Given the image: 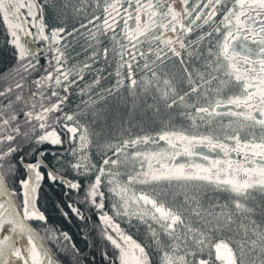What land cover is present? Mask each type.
Masks as SVG:
<instances>
[{"label": "snow or ice", "instance_id": "1", "mask_svg": "<svg viewBox=\"0 0 264 264\" xmlns=\"http://www.w3.org/2000/svg\"><path fill=\"white\" fill-rule=\"evenodd\" d=\"M174 2L78 0L83 22L69 31L46 18L50 0H0L13 49L0 73V264H62L50 244L79 253L41 209L45 181L102 264H264V199L260 222L249 203L264 198V0ZM74 34L86 40L83 61H69ZM105 66L115 81L101 88ZM95 89L126 91L133 108L150 97L147 109H179L189 125L161 118L155 131L102 137L84 120ZM205 189L224 201L205 206ZM119 221L143 228L147 243Z\"/></svg>", "mask_w": 264, "mask_h": 264}, {"label": "trees", "instance_id": "2", "mask_svg": "<svg viewBox=\"0 0 264 264\" xmlns=\"http://www.w3.org/2000/svg\"><path fill=\"white\" fill-rule=\"evenodd\" d=\"M50 3H54L57 7L56 8H48L46 9V18L51 16V23L53 20L62 21L69 27V31L72 27L78 26L79 23H82L81 16L75 14L72 11L71 5L74 3H78V0H50ZM67 3L69 7L67 10H63V15H57L58 11H62L61 6ZM69 47L67 48V54L69 61L77 62L83 61L87 55V43L85 38L82 35L74 34L71 38L67 40ZM13 61V49L10 45L6 43V35H5V28L2 23H0V73H3L4 69L7 68ZM114 67V65H113ZM106 70V69H105ZM111 70V69H110ZM91 78L90 74L85 77V82ZM115 81V76H109L106 82H101L100 87L105 88L108 87L110 83ZM103 84V86H102ZM75 92V90H73ZM94 91H99V89H95ZM104 92H102L103 94ZM91 95V94H89ZM100 95V94H99ZM143 95L139 97L140 100L143 99ZM92 100L95 102L94 106H90L89 110L84 115V120L88 124H95L97 126L99 133L103 134V130L101 128H105L109 130L108 133H105L103 136H110V132L114 130H121V128H126L133 134L141 132L143 129L144 131H155L161 127V125H156L154 127H139L136 128L133 124H129L130 122H140V116L136 115V113L129 114V105L132 104V98L128 97L126 91L111 93L107 96L97 100L95 96H91ZM150 98V97H146ZM71 99L75 100L77 103L80 102L82 98L73 96ZM138 99V100H139ZM179 112L177 109L174 113ZM171 125L179 126L178 123H174ZM116 134V133H114ZM163 143V142H161ZM93 153L94 150H93ZM95 156V154H94ZM50 159V157H49ZM214 195H224V193H213L207 189L203 190L201 195L203 196H211ZM255 201H249L250 204H255L257 210L255 211L253 217L260 218V204L262 198L259 193H255ZM62 199L60 195V189L56 185H52L50 187V182L45 181L43 183V188L40 194V206L41 209L46 212L49 216L50 221L54 222L62 229L67 230L72 237V242L75 243L76 247L80 250L78 254L73 253L71 251L65 252L64 249L60 251H56L55 248L50 244L49 247L52 251V254L62 262V264H102V258L97 250L100 245L94 244L91 237L88 239H84V232L78 230L79 225L78 221L74 218L63 219L60 217L59 213L56 211V205ZM67 210V209H65ZM95 217H93V220ZM123 227V224H121ZM91 224L89 225V228ZM130 232L133 236L139 241L147 243V240L144 238L143 235V228L140 231H136L135 228L129 227ZM136 234H134L133 232ZM43 235V232L41 233ZM45 243H49L45 240Z\"/></svg>", "mask_w": 264, "mask_h": 264}, {"label": "rangeland", "instance_id": "3", "mask_svg": "<svg viewBox=\"0 0 264 264\" xmlns=\"http://www.w3.org/2000/svg\"><path fill=\"white\" fill-rule=\"evenodd\" d=\"M177 2L180 3V8H181L182 0H175L174 6H176ZM179 70H180V68H179L177 60L173 59L171 65H169V71L171 73L175 74V73H178ZM148 103H152L151 98H146L144 96L142 100L139 99V100L135 101V104H136L135 108L132 107L133 102H132L131 105H129V109H128L129 110V114H130V112L132 114L136 113V115L140 116V120H141L140 122H130L129 124H133L136 128L143 127V126H146L148 128V127H154L155 125L157 127V125H159V124L162 126L161 118H163V119H170V123H172V124L178 123L179 126H177V127H181V126H183L185 128L188 127V125H189L188 120L186 118L180 117L178 115V112L172 113L170 117L168 115L164 114L163 111L158 115L157 113H155L154 110L147 109L145 107V105L148 104ZM89 126L95 132L99 133L98 128H97V126H95V124H89ZM101 129L103 130V134L109 132V130H107L105 128H101ZM103 134L100 133V135H103ZM217 197H219L220 202H223L224 199H225V194L224 195H214V194H212L211 196H206V197L203 195L202 196V203L205 206H207L209 201L216 202V198ZM179 199L182 200L183 199L182 196L179 197ZM254 219H256L258 222L261 221L260 218H254ZM193 221L195 222V217H193ZM225 234L227 235V233H225Z\"/></svg>", "mask_w": 264, "mask_h": 264}, {"label": "flooded vegetation", "instance_id": "4", "mask_svg": "<svg viewBox=\"0 0 264 264\" xmlns=\"http://www.w3.org/2000/svg\"><path fill=\"white\" fill-rule=\"evenodd\" d=\"M192 38H194V36L192 37ZM235 43V46H236V48L237 49H239V47H240V45H239V42L237 41V42H234ZM187 63H189V65H191V64H196V63H198V62H196L194 59H189L188 61H187ZM105 74H102V81L101 82H106V80H108V75H106V73L107 72H110L111 70L110 69H108L106 66H105ZM102 86H103V84H102ZM102 88V87H101ZM105 88H107V87H105ZM97 92H99V94H100V97L101 98H103V97H105V96H107L109 93H103L102 94V92H100V91H97ZM221 111H226V106L224 107V108H222L221 109ZM120 131L121 130H115V131H113V132H110V136H116L117 138H118V136H119V134H120ZM114 133H116V134H114ZM66 147V146H65ZM94 152H95V150H94ZM95 153H93V155H94ZM95 157V156H94ZM97 159H98V157H96ZM127 171H128V169H125V168H122L121 169V172H123V173H127ZM124 178L126 179V175L124 176ZM136 187L137 188H140L141 186L140 185H136ZM121 224H123V227H122V225H121V227L122 228H125L127 231H128V233L130 234V235H132V233L130 232V229H129V226L127 225V224H125L123 221H119ZM133 232V231H132ZM134 234H136L135 232H133ZM133 236V235H132ZM133 238L134 239H136L135 238V236H133ZM139 241V240H138Z\"/></svg>", "mask_w": 264, "mask_h": 264}, {"label": "bare ground", "instance_id": "5", "mask_svg": "<svg viewBox=\"0 0 264 264\" xmlns=\"http://www.w3.org/2000/svg\"><path fill=\"white\" fill-rule=\"evenodd\" d=\"M175 7H176L177 9H179V8H180V3L177 2V4H176ZM164 35H165V36H172L173 33H172L171 31H165V32H164Z\"/></svg>", "mask_w": 264, "mask_h": 264}, {"label": "water", "instance_id": "6", "mask_svg": "<svg viewBox=\"0 0 264 264\" xmlns=\"http://www.w3.org/2000/svg\"><path fill=\"white\" fill-rule=\"evenodd\" d=\"M205 153L206 154H209V155H215L216 153H213V152H210L209 150L207 149H204ZM55 258V257H54ZM57 259V258H56ZM58 260V259H57Z\"/></svg>", "mask_w": 264, "mask_h": 264}]
</instances>
